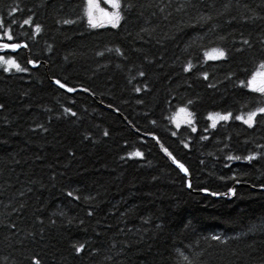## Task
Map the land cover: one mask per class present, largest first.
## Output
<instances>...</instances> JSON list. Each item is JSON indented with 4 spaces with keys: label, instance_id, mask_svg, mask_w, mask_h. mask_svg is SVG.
Listing matches in <instances>:
<instances>
[{
    "label": "trees",
    "instance_id": "16d2710c",
    "mask_svg": "<svg viewBox=\"0 0 264 264\" xmlns=\"http://www.w3.org/2000/svg\"><path fill=\"white\" fill-rule=\"evenodd\" d=\"M120 3L95 29L86 0H0L28 47L0 67V264H264V0Z\"/></svg>",
    "mask_w": 264,
    "mask_h": 264
},
{
    "label": "snow or ice",
    "instance_id": "6c2138e0",
    "mask_svg": "<svg viewBox=\"0 0 264 264\" xmlns=\"http://www.w3.org/2000/svg\"><path fill=\"white\" fill-rule=\"evenodd\" d=\"M105 3H107L111 9H114L115 11H106L103 8L100 7V5L98 3L95 2V0H87V8H86V13L88 16V22L90 25H92L93 27H96V23L95 21V12H99L101 14L102 17L106 18L108 20V22L111 24V26L113 28H116L119 25V22L121 20V3L120 0H105ZM70 21L65 20L64 23H69ZM30 23V19H25L24 20V24L27 25ZM36 32L40 31L39 26L36 27L35 29ZM7 39L9 41H11L13 39L11 34H7ZM245 44L248 43L247 40L244 41ZM0 47H2L5 50H11V51H16L18 48L21 47V45L17 44V43H12V44H3L0 45ZM24 47H27V45H24ZM119 51V50H117ZM217 52V55L210 57L212 59H219V58H223L225 56L224 51L222 50H214ZM29 63H34L32 61H29ZM0 64L5 65L4 67V71L5 72H9L11 71L13 68L17 71V72H25L27 71L26 68L21 67V65L19 63H17L16 60L14 59H5V57L0 56ZM35 66V65H34ZM260 67L262 69H264V63H262L260 65ZM140 75H144L143 72L140 73ZM257 76H261L262 79L259 82V85H257ZM206 78V77H205ZM55 83L60 87V88H64L66 89L68 92H72L74 91L73 88L71 87H67L66 84L62 83L59 80H56ZM249 85L251 87L252 91H256V92H260V93H264V73H257L256 75H254L252 77V79L249 81ZM137 91H139V89H137ZM4 107L2 104H0V108ZM65 111H69L68 109H65ZM181 112H185V109H180ZM259 113H264V108H259L258 109ZM73 116L76 115L75 112L72 113ZM190 115V114H189ZM231 114H227V115H223V116H218V119L220 120H228L230 118ZM257 116V111H253L250 112L247 116V119H244L243 117L237 116L236 119L237 120H243V123L248 125L249 127H252L253 123H254V118ZM211 118V117H210ZM213 127H215V124H213ZM193 131H195V129L193 128ZM105 135H108V133H105ZM136 156H140L141 153L137 152L135 153ZM169 155L171 156V154L169 153ZM230 160L233 159V157H228ZM236 160H240L241 157L237 156L235 157ZM247 159L249 161H251L252 159H254V157L252 156H248ZM173 163L177 164V167L180 168L181 171L185 172V174H187V169L184 167V165L182 163H178L176 161V159L173 157ZM191 185H189L190 187ZM212 195H217V193H211ZM69 195L71 196L72 193H69ZM91 214V213H90ZM213 239H219V237H213ZM75 247V246H74ZM84 246L80 245L78 247H75V251L77 253H80L83 250Z\"/></svg>",
    "mask_w": 264,
    "mask_h": 264
},
{
    "label": "rangeland",
    "instance_id": "374dc122",
    "mask_svg": "<svg viewBox=\"0 0 264 264\" xmlns=\"http://www.w3.org/2000/svg\"><path fill=\"white\" fill-rule=\"evenodd\" d=\"M96 3H98L100 5L101 8H103L104 10L106 11H115L114 9H111L110 6L105 3V0H95ZM87 14V13H86ZM87 16V15H86ZM95 16V23H96V26L97 27H103L105 26L106 23H108V20L104 17L101 16V14L97 11L95 12L94 14ZM88 17V16H87ZM217 55V52L214 51V50H210L207 54H206V59L208 60H218V59H212L210 57H213ZM2 56V55H0ZM4 57V56H3ZM5 59H9L7 57H5ZM220 59V58H219ZM0 67L4 68L5 65L3 64H0ZM257 73H264V70L263 71H260V72H257ZM256 75V74H255ZM262 79L261 76H257V85H259V82L260 80ZM264 94V93H263ZM186 111L185 112H181L180 110H178L172 117V123L175 127H180V126H183V125H189L191 123H193V117H192V114L187 110L185 109ZM190 114V115H189ZM218 116L219 115H215V116H212L210 119H211V122L212 124H216L217 122L220 121V119H218ZM247 116L248 114L242 116L244 119H247ZM243 121V120H242Z\"/></svg>",
    "mask_w": 264,
    "mask_h": 264
},
{
    "label": "water",
    "instance_id": "95a60500",
    "mask_svg": "<svg viewBox=\"0 0 264 264\" xmlns=\"http://www.w3.org/2000/svg\"><path fill=\"white\" fill-rule=\"evenodd\" d=\"M21 47H24V44H22L21 45ZM25 48V47H24ZM29 64H31V63H29ZM31 66H32V64H31ZM53 83L55 84V85H57L56 83H55V81H53ZM58 86V85H57ZM59 87V86H58ZM62 90H64L65 92H68L66 89H64V88H61ZM78 91H83V92H87L86 90H83V89H74V91H72V92H68V93H74V92H78ZM107 109H110V110H112L111 108H107ZM143 137H146V138H152V139H154L155 141H156V143H157V145H158V147H160L161 149H162V152L164 153V154H167L168 153V151L166 150V149H163V146H162V144L160 143V142H158V140H157V138L156 137H153V136H151V135H149V136H146V135H143ZM172 161H173V159H172ZM179 163V162H178ZM173 165L176 167V168H178L179 170H180V168L179 167H177V164L176 163H173ZM180 172L184 175V176H186L187 178H188V183H187V185L189 186L190 185V180H189V173H188V170H187V174H185V172H183V171H181L180 170ZM230 194H232L233 193V189L229 192ZM204 194H209L208 192H204ZM213 197H216V198H218V197H221V196H225V195H212Z\"/></svg>",
    "mask_w": 264,
    "mask_h": 264
},
{
    "label": "bare ground",
    "instance_id": "6f19581e",
    "mask_svg": "<svg viewBox=\"0 0 264 264\" xmlns=\"http://www.w3.org/2000/svg\"><path fill=\"white\" fill-rule=\"evenodd\" d=\"M30 68V67H29ZM31 69V68H30ZM35 69V68H34Z\"/></svg>",
    "mask_w": 264,
    "mask_h": 264
}]
</instances>
